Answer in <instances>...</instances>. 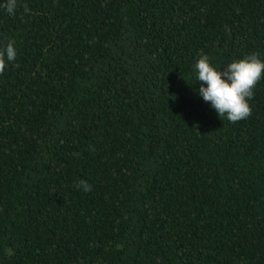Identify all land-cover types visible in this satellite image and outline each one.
I'll list each match as a JSON object with an SVG mask.
<instances>
[{"label": "trees", "instance_id": "obj_1", "mask_svg": "<svg viewBox=\"0 0 264 264\" xmlns=\"http://www.w3.org/2000/svg\"><path fill=\"white\" fill-rule=\"evenodd\" d=\"M5 38L0 264H264V73L236 123L195 74L264 61V0H17Z\"/></svg>", "mask_w": 264, "mask_h": 264}, {"label": "clouds", "instance_id": "obj_2", "mask_svg": "<svg viewBox=\"0 0 264 264\" xmlns=\"http://www.w3.org/2000/svg\"><path fill=\"white\" fill-rule=\"evenodd\" d=\"M9 15L14 16L17 0H6L0 5ZM24 12L30 14L25 6ZM6 43L0 49V74H3L9 62L17 57L16 42L5 38ZM264 73V61L257 53L246 55L243 59L233 60L222 70L214 68L207 55L201 54L195 62L196 80L200 82L198 94L205 102H210L219 117H226L231 123L247 119L251 115L248 103L254 96V88ZM206 85V86H205ZM94 151V147L90 149ZM73 155H79L73 153ZM84 192H90L92 186L85 180L75 185Z\"/></svg>", "mask_w": 264, "mask_h": 264}]
</instances>
